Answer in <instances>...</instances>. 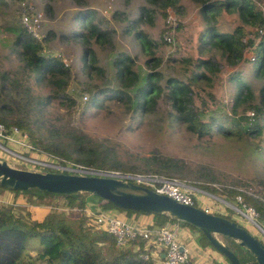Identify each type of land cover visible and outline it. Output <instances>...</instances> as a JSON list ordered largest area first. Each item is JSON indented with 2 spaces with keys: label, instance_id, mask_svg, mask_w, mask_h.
<instances>
[{
  "label": "rangeland",
  "instance_id": "374dc122",
  "mask_svg": "<svg viewBox=\"0 0 264 264\" xmlns=\"http://www.w3.org/2000/svg\"><path fill=\"white\" fill-rule=\"evenodd\" d=\"M143 5L154 11L152 23L149 24L144 20L129 29V22L138 19L139 7ZM84 8L94 11L96 22L100 27L110 32L108 42L93 44L91 47L102 73L92 69L90 76L84 69L82 47L78 40L72 38V31L77 26L75 19L78 15L77 12ZM29 11L30 13H28ZM262 11L264 12V9ZM24 13L41 15L37 38H43L44 35L48 38L42 42L43 53L58 57L70 66L69 92L81 105L86 101L84 95L90 98L91 94L87 91L90 87L95 90L119 87L116 69L113 66V60L118 55L127 54L133 58L134 70L141 76L146 72L159 71L161 84L170 77L186 80L191 73L193 59L210 56L213 62L216 60L219 63L221 72L219 76L212 78L211 82L200 80L199 85L192 86L195 92V106L205 120L211 112H215L214 114L222 121H224L223 117L230 115L235 85L228 82L227 75L233 72L235 67L227 65L224 58L214 50L201 53L200 34L211 22L221 31H232L236 25L242 24L237 13L221 11L216 14L215 18L207 20L193 0H179L176 7L165 9L160 4L155 5L146 0H0V71L9 70L17 73V70L20 69L22 63L20 64V60H18V52L14 53L10 44L15 39L12 29L23 27L21 17ZM169 16L173 18V24L167 23ZM166 25L171 29L164 34L163 30ZM244 28L247 37H252L256 33L254 27L244 25ZM140 30L144 31L149 39L156 43V46H143L141 41L136 38V33ZM262 33H264V29L263 32H260V34ZM164 37L166 42H164ZM245 56L250 59L252 53L247 51ZM240 65L241 78L251 86L257 101L259 88L264 83V76L262 78L255 77L251 62H244ZM29 83L33 90L34 105H38V99L42 103L49 92L48 85L36 83L33 78ZM80 91H83L84 94L80 95ZM97 100L102 104L100 108H66L52 101L38 107L36 122L43 127V132H58L64 138L63 143L67 142V138L76 135L75 133L85 134L99 149H106L116 157V163L120 166L117 171L122 173L144 172L145 168L161 159H171L180 161L185 166L186 178L184 179L188 181V184L189 182L193 183L190 185L205 189L217 197L225 196V192L218 190L220 187L223 188L222 185L228 187V185L237 186L244 183H264V159L258 155L254 156L251 153L253 145H250L253 143L264 146L262 143L264 141L259 136H251L249 142L244 140L245 137L238 135L232 139H226L215 133L212 136H199L186 130L184 125L175 121V118L170 114V105L165 96L158 98L157 105L147 114L134 111L132 107L106 100L104 96H100ZM243 109L244 107H241L239 111ZM251 109L249 108L246 112L245 121L255 120V116L251 117L254 112ZM21 130L27 133V131ZM6 146L12 150L22 151L16 146L8 144ZM24 152L29 154L31 151L25 149ZM10 157L13 158L4 151H0V159L10 160ZM45 158L48 161L51 159V162L55 164H59L61 159L57 157V161L52 157L46 156ZM15 163L16 168L29 169L17 159ZM132 168L135 170H131ZM35 170L49 171V169ZM134 174H145V172ZM179 177L176 178L179 179ZM214 186L217 187L214 192L213 189L207 188H215ZM4 192L12 191L6 189ZM0 196L3 197V194ZM30 196L17 193L10 196V199L7 197L2 199L3 201L1 200L0 203L14 205L19 213H23L21 209H29L33 218L55 210L66 214L76 229L80 223L91 230L99 229L94 225L93 217L86 215L84 209L79 211V207L61 204L50 209L49 206L40 204L37 198ZM83 197L95 201L90 195H83ZM29 199L33 202H29ZM204 200L219 210L215 211L216 214L241 224L264 243L263 232L245 215L238 213L232 206L225 205L222 201L208 196H204ZM225 200L233 206L240 207L237 198L230 194L225 196ZM90 202L87 206H90ZM197 206L200 207L199 204ZM97 207L98 210L102 208L117 214L132 213L117 207L104 206V208L101 205H97ZM40 209L42 210L40 211ZM242 210L248 214V211L243 208ZM253 218L257 219L259 225L264 229L263 220L258 217ZM189 229L191 231L190 239L180 232L179 237L186 242L185 246L189 250L190 259L197 254V251L208 249L217 252L211 246L206 247L204 241H198L199 231L191 227ZM219 238L224 243L229 242L224 237ZM219 256L225 259L223 255L219 254ZM212 261L211 264H219Z\"/></svg>",
  "mask_w": 264,
  "mask_h": 264
},
{
  "label": "trees",
  "instance_id": "16d2710c",
  "mask_svg": "<svg viewBox=\"0 0 264 264\" xmlns=\"http://www.w3.org/2000/svg\"><path fill=\"white\" fill-rule=\"evenodd\" d=\"M146 1L155 5L160 4L164 9L176 7L179 3V0ZM193 1L207 20L215 18L216 14L225 11L237 13L242 22L241 25H236L232 31H221L211 22L200 34L201 53L214 50L224 58L227 65L235 67V70L227 75L228 82L235 85V91L230 106V115L223 117L224 121L218 118L214 114L215 112H211L205 120L195 106V92L192 86L199 85L200 80L211 82L212 78L219 76L221 72L219 63L216 60L213 62L210 56L193 59L191 73L186 80L170 77L161 84L159 71L146 72L141 76L134 70L133 58L127 54L118 55L113 60V66L116 69L119 87L96 90L90 87L87 89L91 94L90 98L86 96V101L81 105L69 92L70 66L58 57L43 53L42 42L48 39L47 36L44 35L43 38L38 39L27 32L24 27H20L12 29L15 39L10 44L14 53L18 52V60H20V64L22 63L19 64L20 69L17 70V73L9 70L0 71V122L7 128L16 126L27 131L29 141L33 146L56 156V158H61L60 162L65 160L99 170L117 171L120 166L116 163V157L106 149H99L83 133H75L76 135L67 138V142L63 143L64 138L58 132H43V127L36 122L38 107L55 101L59 106L66 108H100L102 104L98 102L97 98L104 96L106 100L132 107L134 111L147 114L157 105L158 98L165 96L170 105L171 116L192 133L199 136H212L215 133L226 139H232L238 135L245 137L244 140L248 142L251 136H259L264 141V83L259 88V99L256 101L251 86L241 78V69H239L241 63L251 62L255 77L262 78L264 76V33L260 34L264 29V12L262 11L264 0ZM77 13L78 15L75 17L77 26L72 31V38L78 40L82 47L85 62V68H83L89 76L92 69L102 73L91 47L93 44L108 42L110 32L100 27L96 22L95 12L91 9L84 8ZM153 15V10L144 5L140 6L138 19L131 20L128 28L137 26L144 20L149 24L152 23ZM244 25L254 27L256 33L252 37H247ZM170 29L171 27L168 28L166 25L163 33L165 34ZM136 38L145 47L156 46V43L149 39L142 30L136 33ZM164 42H166L165 37ZM247 51L252 53L250 59L245 56ZM31 78L36 83H44L49 87V92L43 102L41 103L38 99V105H34L33 102V90L29 83ZM81 94L84 92L80 91ZM241 107L244 109L239 111ZM249 108L254 111H252L251 117L255 116V120L251 122L245 121V114ZM228 121L230 122L227 123ZM250 145H253L251 153L264 159V146L253 143ZM184 168L185 166L180 161L161 159L145 168L144 172L145 174L155 173L167 177L180 176L179 179L183 180L186 178ZM144 172L131 171V173ZM185 182L188 183V181ZM190 184L193 185L189 182ZM222 186L223 188L220 187L221 189L218 190L225 192V196L230 194L235 198L240 194L243 202L251 206L257 213L258 219H262L264 222V183ZM207 188L213 189L214 192L217 187ZM6 189L0 186V191ZM10 191L29 194L31 198H37L40 204L47 205L50 209L61 204L79 207L80 211L87 206L89 201L102 207H117L86 192L70 196L42 192L37 189L27 191L10 189ZM83 195H90L95 201L85 198ZM225 196L222 195V198L225 199ZM29 202L33 201L29 199ZM117 208L123 210V208ZM125 210L137 214H150L154 225L157 226L177 222L182 226L194 228L165 213ZM21 211L23 213L17 212L14 205L0 203V264H156L150 257L148 259L141 257L142 253L149 255V248L146 247L143 239L133 240L125 249H119L112 234L99 229L91 230L82 223L76 229L64 213L50 210L45 215L33 218L29 209H21ZM199 234L198 241H204L206 247L211 246L200 231ZM226 244L235 251L241 264H258L253 255L235 245L232 240ZM225 260L226 264H231L227 258Z\"/></svg>",
  "mask_w": 264,
  "mask_h": 264
},
{
  "label": "built area",
  "instance_id": "2783aa9c",
  "mask_svg": "<svg viewBox=\"0 0 264 264\" xmlns=\"http://www.w3.org/2000/svg\"><path fill=\"white\" fill-rule=\"evenodd\" d=\"M40 16V14L35 15V13L32 15L24 13L21 17L23 27L35 38L39 36L37 30L40 26ZM172 20L173 18L169 16L167 22L173 24ZM84 98H86V95H84ZM7 144L21 148L23 153L22 151L20 152L8 148L6 146ZM25 149H29L31 152L29 154H25ZM0 151H4L9 156L13 157H10V160L0 159L7 161L13 167H15V160L17 159L25 164V166H27L30 170L49 169V171H52L51 169H55L58 170L57 172L63 173L108 177L116 176L148 187L160 194L167 195L180 203L198 207L206 213L216 214L215 211L219 210L214 208L208 201L204 200V196H208L212 199L222 201L225 205L232 206L238 213L245 215V217L249 216L253 223H258L257 220L253 218L257 217V213L251 206L243 202L242 196L240 194L236 196L238 205H240V207H237L231 205L222 197L214 196L211 193L205 191V189L189 185L187 182L176 177H167L157 174L122 173L115 170H91L86 169L81 165L68 163L65 161L55 164L51 162V159L48 161L45 157H52L55 160L58 158L48 155L43 150L33 146L29 141V135L26 132H23L16 126L7 128L1 122ZM198 204L200 207L197 206ZM241 207L245 211H248V214H245ZM84 211L86 215L93 217L92 220L94 221V225H96L99 230H104L114 236L116 245L119 249H125L133 240L143 239L145 240L147 248H150V246L158 248V251L156 250L155 252H151L149 249V255L142 253L141 257L143 259H148L150 257L156 264H189V250L185 245H183V243H181L179 239L177 232L178 227L176 224L177 222L165 223L161 226L154 224L144 225L131 223L126 219L121 218L119 215H117V213H114L111 210H98V207L96 206H86Z\"/></svg>",
  "mask_w": 264,
  "mask_h": 264
},
{
  "label": "water",
  "instance_id": "95a60500",
  "mask_svg": "<svg viewBox=\"0 0 264 264\" xmlns=\"http://www.w3.org/2000/svg\"><path fill=\"white\" fill-rule=\"evenodd\" d=\"M0 186L15 191L37 189L70 196L86 192L123 209L165 213L199 230L211 246L231 264L241 262L235 251L219 237L232 240L238 247L253 255L258 264H264V243L241 224L217 214L206 213L198 207L180 203L124 178L21 169L0 160ZM254 225L264 234V229L258 223Z\"/></svg>",
  "mask_w": 264,
  "mask_h": 264
},
{
  "label": "crops",
  "instance_id": "0c3cea01",
  "mask_svg": "<svg viewBox=\"0 0 264 264\" xmlns=\"http://www.w3.org/2000/svg\"><path fill=\"white\" fill-rule=\"evenodd\" d=\"M1 194H3V197L0 196V201L2 199H5L6 197L8 199H10V196H12L13 194H17V193L4 192V190H2V191H0V195ZM19 195H21V194H19ZM90 205L97 207V205L92 204V203ZM41 210L42 209H40V211ZM117 215H119L121 218H124V219H126L127 221H129L131 223L144 224V225H152V224H154V220H153L152 216H150L148 214H137V213H134V212H132V213H122L121 212L120 214H117ZM176 224H177V227H178V229H177L178 236H179V232H180L182 235L184 233L186 235V237L190 239V233H191L190 229L188 227H186V226L180 225L179 223H176ZM179 239H180L181 243H183V245L186 244V242H184L182 238L179 237ZM190 247H193V246H190ZM149 249H150L151 252H153V251L155 252L156 250L158 251V248L153 247V246H150ZM191 259H192V261H191ZM191 259H190V264H211V260H213L212 261L213 263L215 261V262H217L219 264H226L225 259H222L219 256L218 252H215V251H212V250H208V249L204 250V251H197V254L194 257H192Z\"/></svg>",
  "mask_w": 264,
  "mask_h": 264
},
{
  "label": "bare ground",
  "instance_id": "6f19581e",
  "mask_svg": "<svg viewBox=\"0 0 264 264\" xmlns=\"http://www.w3.org/2000/svg\"><path fill=\"white\" fill-rule=\"evenodd\" d=\"M250 221L252 220L249 216L247 217ZM251 222H253V221H251Z\"/></svg>",
  "mask_w": 264,
  "mask_h": 264
}]
</instances>
